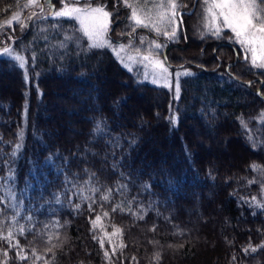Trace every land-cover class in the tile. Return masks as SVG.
Wrapping results in <instances>:
<instances>
[{
	"label": "trees",
	"instance_id": "obj_1",
	"mask_svg": "<svg viewBox=\"0 0 264 264\" xmlns=\"http://www.w3.org/2000/svg\"><path fill=\"white\" fill-rule=\"evenodd\" d=\"M101 1L113 41L143 32ZM177 1L186 34L167 56L195 71L178 96L90 47L75 20L3 32L26 68L0 57V264H264V72L241 63L230 32L199 38L197 3ZM28 3L0 0V29Z\"/></svg>",
	"mask_w": 264,
	"mask_h": 264
},
{
	"label": "snow or ice",
	"instance_id": "obj_2",
	"mask_svg": "<svg viewBox=\"0 0 264 264\" xmlns=\"http://www.w3.org/2000/svg\"><path fill=\"white\" fill-rule=\"evenodd\" d=\"M79 0H72V4L75 5ZM122 6L126 9H131L130 16L128 20H131L133 23L128 24V27L135 29V27H144L154 30L157 35L166 36L169 39H176V31L174 21L178 15V9L183 5L177 4L176 0H167V2L154 3V7L158 9L156 14V22L151 21L145 22L138 15L137 7L133 4L128 3V0H119ZM45 4L49 3V0H44ZM39 7L43 11V5L38 3V0H29V3L24 5L27 7ZM203 8V18L205 20V27L208 31L217 38H221V34L224 29L230 30L231 35L227 38L236 44H239L241 50L244 53V59L248 60V53H251V65L258 68L264 69V62L258 63L259 61H264V0H203L201 5ZM8 9L5 8L4 11ZM55 18H68L78 20L80 25V31L83 32L90 40L92 44L90 47L99 48L105 46V43H108L109 47H112L111 43L106 42L101 39L105 36L108 28L111 23L112 13L106 10V5L98 4L93 7L90 0H86L84 7L69 6L65 3L63 7L55 12L50 13ZM37 15L36 13H30L28 20H32L33 16ZM47 18V17H45ZM128 20L125 23H128ZM7 26H12L13 23H16L17 26L23 30L27 28L28 25L25 24L20 19V13H13L11 19L7 20ZM158 25L173 26L165 27V30H161V27ZM2 27V25H0ZM45 39H47L45 37ZM72 37H65V41L72 40ZM65 41L60 43V47H65ZM140 42H144V38H140ZM131 44V42H130ZM129 44V46H130ZM155 49H160L163 45L152 42ZM124 45H119L121 50L124 49ZM115 51V48L113 49ZM149 51H152V48H149ZM5 53L11 54L12 49L5 48ZM131 59V58H130ZM15 60L19 61V66L24 67V58L21 56H16ZM144 61H149L150 56H143ZM155 67L160 69V77L167 79L168 69L164 67V61H153ZM229 67H231L229 65ZM155 70V68H154ZM184 75H193L192 73L186 72ZM220 75H229L230 73H220ZM177 91L179 88L177 87ZM19 147V145H17ZM105 200L108 199L107 196L104 197ZM79 207V205H77ZM91 207V206H89ZM113 211H116L114 208ZM107 215V213H105ZM100 217L97 216L96 220H99ZM95 225V221H93ZM23 229H21V232ZM11 236V233H9ZM103 244V241H100ZM247 251V249H245ZM107 256V252H105ZM23 258V257H22Z\"/></svg>",
	"mask_w": 264,
	"mask_h": 264
},
{
	"label": "rangeland",
	"instance_id": "obj_3",
	"mask_svg": "<svg viewBox=\"0 0 264 264\" xmlns=\"http://www.w3.org/2000/svg\"><path fill=\"white\" fill-rule=\"evenodd\" d=\"M91 4L93 7L97 6L98 4H103L106 5L104 2L100 1H94L92 2L90 0ZM162 2V0H134L131 2V4H133V6L137 7L138 9V15L140 16L141 19L145 20V22H156V14L158 12V9L155 8L153 5L154 3H160ZM163 2H167V0H163ZM195 2L197 3V5H195V8H193L191 10V14H194L195 9L198 8V12L196 13L195 16V31L198 33L199 38L202 39V37H207V36H212V37H216L213 36L208 29L205 27V20L203 18V8L201 7V5L203 4V0H195ZM38 3L43 5V11H41V9L39 7H29L26 14L24 15H20V19L26 24L28 23L30 20H28V16L30 13H36L37 15L33 16L32 20L34 18H36V16L45 18V17H52L55 18L54 16H52L50 13L55 12L60 10L63 5L65 3L69 4V6H76V7H84L86 0H79V2L75 5L72 4V0H49L48 4L44 3V0H38ZM176 3L178 4V1L176 0ZM58 4V8H56V5ZM107 11H109L106 8ZM184 10H181V8L178 9V15L174 21V27H175V31H176V39L172 40L167 38L166 36L163 35H157L156 32L154 30H151L149 28H144V27H140L143 31L139 34V36L133 38H128V40L126 42H121V41H113L111 39V35H110V29L112 27V16H111V23L110 26L108 28V31L106 33L105 36L101 37V39L105 40L106 42L111 43L112 47L108 46V43H105V46L101 47V48H107L109 49L114 56L117 58V60L120 62V64L127 69L129 72L133 73L137 79L142 82V83H147L153 86H157V87H163V88H168L171 89L175 92V95H177V93H179V91H177V87L179 88V81L182 77L187 76L184 75V73L189 72L194 74L195 71L189 68H184V67H180V68H175L176 65H173V67H170L168 65L167 62L169 61V56L165 59L164 56H166V54H168V52L170 51V45L176 43L177 40H179L182 36H183V26L184 23L181 24V20L179 17V13L182 12ZM110 12V11H109ZM131 10L129 9V16H130ZM183 17V14H182ZM68 19V18H67ZM31 20V21H32ZM75 20V19H72ZM30 21V22H31ZM78 24V20H75ZM29 24V23H28ZM15 26H17L16 23H13L12 26H7L5 25L4 28L0 29V57L1 56H5V57H10V58H14L16 56H20L19 54H16L13 50L11 52V54L5 53L4 49L5 48H9L11 49V44L7 41L1 40L2 38H9L8 35L4 34L3 32L8 28L10 29L12 27V31L10 32H15ZM80 26V25H79ZM159 27H161V30H165V27H173V26H165V25H158ZM18 30L20 32H22L23 30H21V28L19 26ZM186 27L184 26V29ZM7 29V30H8ZM225 32H230V30L228 29H224L223 33L221 34V36L224 35ZM9 33V32H8ZM6 36H4V35ZM15 34V33H14ZM186 34V29H185V33ZM186 36V35H185ZM7 37V38H6ZM143 37L144 38V42L141 43L140 42V38ZM196 36H194L195 38ZM88 38V37H87ZM193 38V39H194ZM217 38V37H216ZM89 39V38H88ZM196 39V38H195ZM194 39V40H195ZM10 40V38H9ZM155 41L156 43H159L161 45H163L162 48L160 49H155L154 45L152 44V42ZM90 44H92V40L89 39ZM131 42V44H130ZM231 42V41H230ZM233 43V42H231ZM123 44L125 47L123 50H121L119 48V45ZM130 44V46H129ZM236 48H238L237 50L240 51V60L241 63L243 64H247V68L253 69V70H261L264 72V69H258L254 66L251 65V53H248V60L246 61L244 59V53L241 50L239 44L233 43ZM152 48V51H149V48ZM115 48V51L113 50ZM168 48H170L168 50ZM145 55H149L150 56V60L149 61H144L143 60V56ZM22 57V56H21ZM131 58V59H130ZM164 61V67H166L168 69V75H167V79L161 78L159 73H160V69L158 67H155L153 64V61ZM17 61V60H16ZM18 63H20L19 61H17ZM25 62V61H24ZM264 61H259L258 63H261ZM24 68H26V63H24ZM155 68V70H154ZM115 79L114 75L111 76V79ZM260 92V91H259ZM172 117H175V114L173 112ZM205 143H211V136L209 134L205 135ZM220 138V143H218L217 147L221 150V151H225V153L232 155L233 153H237L238 151H236V147L233 145H229V147H225L223 148V146L221 145V143L224 141L222 136H219ZM211 145L213 146L214 144L211 143ZM216 147V148H217ZM240 154L243 156V153L240 152ZM228 163L232 164L231 161H228ZM219 164H223V162H218ZM220 211V207L217 205V203L215 204V212L219 213ZM186 222L190 225H192V227H194L193 229V235H197L199 234V228L198 225L199 224H203V219L201 217V213L199 212L198 207L194 206L193 208L191 207L189 209V211H186ZM211 219H213V217H210Z\"/></svg>",
	"mask_w": 264,
	"mask_h": 264
},
{
	"label": "flooded vegetation",
	"instance_id": "obj_4",
	"mask_svg": "<svg viewBox=\"0 0 264 264\" xmlns=\"http://www.w3.org/2000/svg\"><path fill=\"white\" fill-rule=\"evenodd\" d=\"M233 50L235 51V53L237 52V50L235 48H233Z\"/></svg>",
	"mask_w": 264,
	"mask_h": 264
},
{
	"label": "water",
	"instance_id": "obj_5",
	"mask_svg": "<svg viewBox=\"0 0 264 264\" xmlns=\"http://www.w3.org/2000/svg\"><path fill=\"white\" fill-rule=\"evenodd\" d=\"M170 66H172V65L170 64ZM258 94H260V92H258Z\"/></svg>",
	"mask_w": 264,
	"mask_h": 264
}]
</instances>
